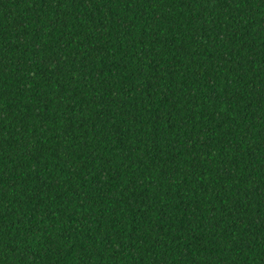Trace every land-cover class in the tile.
Returning <instances> with one entry per match:
<instances>
[{
	"label": "trees",
	"instance_id": "obj_1",
	"mask_svg": "<svg viewBox=\"0 0 264 264\" xmlns=\"http://www.w3.org/2000/svg\"><path fill=\"white\" fill-rule=\"evenodd\" d=\"M0 264H264V0H0Z\"/></svg>",
	"mask_w": 264,
	"mask_h": 264
}]
</instances>
